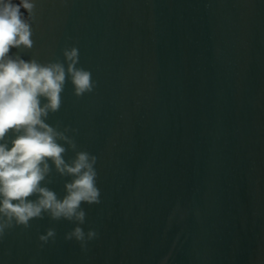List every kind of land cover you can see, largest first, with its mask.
I'll list each match as a JSON object with an SVG mask.
<instances>
[{"label":"water","instance_id":"water-1","mask_svg":"<svg viewBox=\"0 0 264 264\" xmlns=\"http://www.w3.org/2000/svg\"><path fill=\"white\" fill-rule=\"evenodd\" d=\"M35 2L34 47L9 54L75 46L97 82L80 98L66 82L46 122L97 157L80 226L98 236L82 250L45 216L0 239V264H264V0ZM51 178L63 198L71 178Z\"/></svg>","mask_w":264,"mask_h":264},{"label":"clouds","instance_id":"clouds-1","mask_svg":"<svg viewBox=\"0 0 264 264\" xmlns=\"http://www.w3.org/2000/svg\"><path fill=\"white\" fill-rule=\"evenodd\" d=\"M35 9V0H19L18 4L0 0V239L14 228L28 229L31 221L47 216L74 223L64 240H75L86 251L98 233L94 229L85 233L80 226L86 220L81 205L101 202L97 157L77 150L74 135L78 129H61L59 122L52 126L46 120L60 111L66 82L72 84L77 98L92 93L97 82L90 70L78 67L80 53L75 46L62 50L63 61L40 63L9 54L13 48L34 47ZM69 150L75 156L66 161ZM53 171L71 178L64 184L63 198L47 186L53 182ZM55 239L54 228L38 236L41 247Z\"/></svg>","mask_w":264,"mask_h":264}]
</instances>
